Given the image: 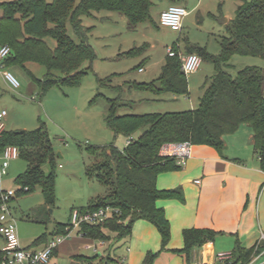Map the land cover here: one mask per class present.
<instances>
[{
    "label": "trees",
    "instance_id": "obj_1",
    "mask_svg": "<svg viewBox=\"0 0 264 264\" xmlns=\"http://www.w3.org/2000/svg\"><path fill=\"white\" fill-rule=\"evenodd\" d=\"M152 7V0H53L51 3L47 0H16L1 3L0 46L11 48L4 66L25 68L26 64L35 63L44 67L46 74L37 81L43 92L54 86L75 85L86 75L85 62L95 59L94 49L88 43L90 30L83 26V18L94 12H117L127 19L130 29H135L141 23L152 21ZM68 23L78 40L68 35ZM226 32L227 36L221 40L219 57L195 47H187L185 52L196 54L215 67L216 74L201 88L197 109L118 116L117 111L124 104L120 98L108 100L106 126L116 135L129 138V143L123 151L115 144L88 149L94 163L88 168L87 176L101 182L106 193L79 211L110 206L120 214L102 225H82L78 235L107 242L112 234V241L121 242L131 237L137 221L144 220L157 228L162 249L166 248L171 238L170 224L157 202L181 196L179 190L160 191L157 188L161 174L181 168L176 157L162 154L167 145L190 143L214 148L222 154L224 138L247 125L253 132V147L264 171V71L247 67L235 76L226 71L234 56L264 58V0H249L239 6L235 18L226 26ZM48 38L55 40L54 49L49 46ZM147 49L148 45H145L128 55H141ZM172 49L176 54L181 51L176 44ZM131 88L155 97L189 96L188 79L177 56L167 57L158 79L148 84L133 83ZM142 130L144 132L137 140L131 139L133 134ZM8 147L17 148L19 159L27 164L26 171L15 181L20 188L15 198L41 189L45 206L53 207L56 202V155L48 133L43 127L23 134L4 131L0 139V155ZM47 166L52 170L49 174L45 172ZM69 226L58 225L55 234H65ZM216 236L217 233L210 230L186 231L184 249L180 253L189 258L192 250L213 241ZM46 239L44 236L37 244ZM235 253L242 254L239 258L241 264H249L253 254L242 252V248ZM4 256L0 250V264ZM154 259L155 255L149 254L143 264H153Z\"/></svg>",
    "mask_w": 264,
    "mask_h": 264
},
{
    "label": "rangeland",
    "instance_id": "obj_2",
    "mask_svg": "<svg viewBox=\"0 0 264 264\" xmlns=\"http://www.w3.org/2000/svg\"><path fill=\"white\" fill-rule=\"evenodd\" d=\"M13 1L16 0H0V4ZM238 1L184 0L181 7L189 15L183 21L181 32L161 25V14L169 4L167 0H152V21L141 23L135 29H130L127 19L117 12L100 11L84 17L83 26L90 30L88 43L94 49L95 59L85 62L83 69L86 75L75 85L54 86L43 92L37 81L44 78V67L28 63L25 68H0V113L6 112L1 122L4 131L31 133L43 127L56 155L55 205L45 206L41 189L11 202L12 217L22 249L39 250V239L45 236L52 240L58 225L70 224L75 211L105 195L106 189L101 182L87 176L88 168L94 163L88 149L115 144L123 151L129 140L121 134L116 135L106 126L109 99L120 98L121 104H124L118 109V116L186 112L199 107L202 86L216 74L211 62L202 61L197 72L187 75L189 96L178 100L170 99V95L155 97L131 87L133 83L148 84L158 79L168 50L175 44L182 55L186 54L187 47H195L219 57L222 52L221 40L227 36V24L221 21L235 18ZM67 30L72 39L78 40L69 23ZM47 42L52 49L56 47L52 38H48ZM145 45H148V49L141 55H128ZM247 67L264 71V58L234 56L226 71L235 76ZM140 69L143 71L140 72ZM5 72L11 73L20 82L19 89H14L6 81ZM143 132H136L131 139L137 140ZM2 161L3 156L0 155V166ZM26 169L27 164L23 160L11 161L7 175L1 179V189L18 192L20 188L15 181ZM45 172L49 174L52 170L47 166ZM76 234L69 242L62 244L53 257L56 264H126V261L122 262L127 247L121 242L112 241V234L109 235L111 240L105 242L107 251L99 248L100 252L86 248L85 244H89V241L81 240L76 246L73 245L77 239H82ZM94 244L99 246L100 241ZM99 253L101 256L97 257ZM154 255L153 264H156L162 252H154ZM115 257L119 261L123 259L122 262L116 263ZM164 259L157 264H165L167 261Z\"/></svg>",
    "mask_w": 264,
    "mask_h": 264
},
{
    "label": "crops",
    "instance_id": "obj_3",
    "mask_svg": "<svg viewBox=\"0 0 264 264\" xmlns=\"http://www.w3.org/2000/svg\"><path fill=\"white\" fill-rule=\"evenodd\" d=\"M167 1L169 4L165 10L174 4L182 6L184 0L174 4ZM246 1L249 0H239L237 8ZM231 21L229 18L225 24ZM170 97L172 100L180 98ZM224 141L222 154L208 146H192L191 155L180 170L158 177L157 188L160 191L179 190L181 195L157 202L170 224V241L162 249L157 228L150 222L139 220L134 224L131 237L121 241L127 247L124 260L121 259L123 262L120 260L122 263L143 264L149 254L162 252L158 262L165 257V264H241L239 258L242 254L235 252L242 248V252H253L249 264H264V171L253 147V132L250 127L242 126L236 133L226 136ZM172 146H165L162 154L170 152ZM189 230H210L217 236L192 250L186 258L180 252L184 249V233ZM81 240L90 242L85 244L86 248H93L96 252H100L99 248L107 251L106 243L101 247L84 237L73 245ZM50 241L44 240L36 251L43 250ZM4 246L1 239L0 250ZM220 254H228L229 260L220 261ZM115 258L116 263L120 262ZM52 264H56L55 259Z\"/></svg>",
    "mask_w": 264,
    "mask_h": 264
},
{
    "label": "built area",
    "instance_id": "obj_4",
    "mask_svg": "<svg viewBox=\"0 0 264 264\" xmlns=\"http://www.w3.org/2000/svg\"><path fill=\"white\" fill-rule=\"evenodd\" d=\"M187 16L188 12L185 8L178 5H171L161 14V25L181 32L183 30V21ZM10 55L11 48L9 46L5 45L0 48V68H4V62ZM168 56H177L180 59L182 71L186 76L197 72L202 63V59L196 54H176L173 49L168 50ZM140 71L142 72L143 70L140 69ZM4 77L14 89L20 88V82L11 73L5 72ZM5 117L6 112H1L0 139L2 138L5 128L1 122ZM172 148L173 149L166 155L176 157L178 165L180 167L184 166L186 159L191 155L192 145L190 143H182L173 145ZM2 156L3 161L0 166V235L5 242V246L2 249L5 254L2 264H52L56 250L66 241L71 240L82 225H102L113 216L120 214L119 210L110 206L85 212L77 210L71 216V223L66 233L63 235H56L43 250L31 251L22 249L11 211V202L16 197L17 192L3 191L1 189V179L7 175L11 161L19 159V151L15 147H8L3 152ZM104 243L105 242H100V246H104ZM95 247L97 248V246ZM229 258L230 256L228 254H220L218 256L220 261L229 260Z\"/></svg>",
    "mask_w": 264,
    "mask_h": 264
},
{
    "label": "water",
    "instance_id": "obj_5",
    "mask_svg": "<svg viewBox=\"0 0 264 264\" xmlns=\"http://www.w3.org/2000/svg\"><path fill=\"white\" fill-rule=\"evenodd\" d=\"M221 23H223V24H225V23H227V20L226 19H223L222 21H221ZM24 132H18V134H23Z\"/></svg>",
    "mask_w": 264,
    "mask_h": 264
}]
</instances>
